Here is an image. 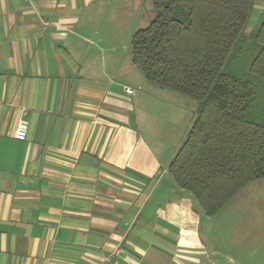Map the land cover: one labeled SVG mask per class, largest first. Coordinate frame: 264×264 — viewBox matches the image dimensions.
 Here are the masks:
<instances>
[{
    "label": "crops",
    "instance_id": "0c3cea01",
    "mask_svg": "<svg viewBox=\"0 0 264 264\" xmlns=\"http://www.w3.org/2000/svg\"><path fill=\"white\" fill-rule=\"evenodd\" d=\"M116 4L0 0V264H264L170 175L196 106L185 128L138 108Z\"/></svg>",
    "mask_w": 264,
    "mask_h": 264
},
{
    "label": "trees",
    "instance_id": "16d2710c",
    "mask_svg": "<svg viewBox=\"0 0 264 264\" xmlns=\"http://www.w3.org/2000/svg\"><path fill=\"white\" fill-rule=\"evenodd\" d=\"M255 0H152L154 16L131 38L145 80L195 100V118L168 171L206 216L264 178V13L249 34L255 54L241 75Z\"/></svg>",
    "mask_w": 264,
    "mask_h": 264
},
{
    "label": "rangeland",
    "instance_id": "374dc122",
    "mask_svg": "<svg viewBox=\"0 0 264 264\" xmlns=\"http://www.w3.org/2000/svg\"><path fill=\"white\" fill-rule=\"evenodd\" d=\"M134 6L133 3L125 0L123 2L117 0L118 19L116 20L115 40L121 63H128L131 57V38L134 32L147 26L154 16L152 0H141L139 14L134 13L132 16ZM263 7L264 0H255L245 29V44L242 52L244 60L233 63V67L241 75H244L246 66L249 64L247 60L249 61L256 51L249 34L259 24L264 13ZM126 11L130 14L126 15ZM134 71L143 77L142 72L136 66H134ZM149 85L154 95L148 96L145 102L139 103L138 108L146 109L144 115L152 114L158 108L163 109L166 123L175 120L181 128H185L190 118V111L196 105L195 100L150 82ZM208 221L209 235L214 237L217 245L220 244L222 238L227 237L236 241L241 239L245 244L244 248L249 249L252 243H255V247H259L260 254H264V178L247 184L219 212L210 216Z\"/></svg>",
    "mask_w": 264,
    "mask_h": 264
},
{
    "label": "built area",
    "instance_id": "2783aa9c",
    "mask_svg": "<svg viewBox=\"0 0 264 264\" xmlns=\"http://www.w3.org/2000/svg\"><path fill=\"white\" fill-rule=\"evenodd\" d=\"M125 90L130 91V89L128 87H125ZM14 137L19 138V139H23L25 137V131L22 128H18L15 133H14Z\"/></svg>",
    "mask_w": 264,
    "mask_h": 264
}]
</instances>
